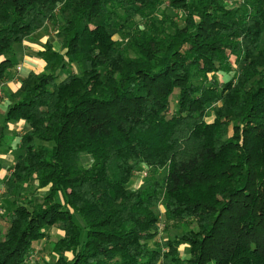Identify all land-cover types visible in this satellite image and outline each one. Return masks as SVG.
I'll return each instance as SVG.
<instances>
[{"label":"trees","instance_id":"obj_1","mask_svg":"<svg viewBox=\"0 0 264 264\" xmlns=\"http://www.w3.org/2000/svg\"><path fill=\"white\" fill-rule=\"evenodd\" d=\"M52 21L63 49L46 41L0 123V264L53 226L56 259L34 264H264V0H0L1 78ZM29 187L47 195L14 202ZM160 204L183 229L152 248Z\"/></svg>","mask_w":264,"mask_h":264},{"label":"rangeland","instance_id":"obj_2","mask_svg":"<svg viewBox=\"0 0 264 264\" xmlns=\"http://www.w3.org/2000/svg\"><path fill=\"white\" fill-rule=\"evenodd\" d=\"M177 20L179 21L180 24H183V22L180 21L179 18H177ZM135 21H136V23L140 24V23H144L145 19L141 18V17H137V19ZM144 25L145 24H142V26H144ZM57 27H58L57 23L52 21V22L46 24L45 27H43L44 29H42V32L44 33V36H46L47 39H49L53 42L55 49L61 51L63 49V47L61 46L60 39L56 35V32L58 30ZM123 37H125V36H123ZM36 40L38 43L41 42L40 43V44H42L41 47H44L46 40L40 41L39 37ZM21 50L22 51H20V56L22 58H20L19 64L17 63L12 69H10L8 71L10 73L14 69L15 75L12 79L19 82V87L14 92H16L20 88L21 81L29 74V73H22L23 67L24 66L27 67L28 62H26V57H33L34 56L37 59H38V57L41 58L38 55V46L36 48H30V47H26V46L22 45ZM37 59H35V61H33L35 66H33V67L31 66V68H32L31 71H37L40 73L44 69H43V67H41L40 62L38 63ZM42 60H43L42 64L45 66V61H44V59H42ZM63 73L65 75L66 72H63ZM177 92L178 91H176V93L172 99L171 106H170L171 110H173L175 107V96H176ZM3 96H4V91H3V87L1 86L0 87V99H2ZM82 159H83V164L85 166L90 164L92 161L91 157L88 155H84L82 157ZM157 175L159 178H161L163 176V171L162 170H160V171L159 170H157V171L150 170L149 172H147L146 175L143 174V172H136L132 181L130 182V186L132 188H138L139 186H141L143 184L144 180L150 179L151 177H157ZM1 187L2 188L0 189V238L4 239L6 236V233L9 230L8 229L9 222H7L2 217V214L5 212V209L3 208V206L7 205L8 207H11L10 206L11 204L7 203V201H6L7 198L3 195L4 191L7 189L6 185L1 186ZM21 192L22 193L17 194V196L14 197V202L15 201L25 202V200L27 198H31V199L39 202V201H42L44 199V197L47 195V189L40 190V189H37L36 187H29V188H26L25 190H22ZM12 199H9L10 202ZM155 210H156L157 214L159 215V217L161 218V224H160V233L161 234L155 242L150 244V246L152 248H157L159 246L157 244H161L160 243L161 240H164L167 238H174L175 236L181 234L182 229H183L182 226H178L174 222L172 223V222L166 221L165 214H164V208H163L162 204H160L157 208H155ZM77 220H78V218H77ZM79 221H80V219H79ZM173 224H175L176 226H174ZM193 227L194 226H192V228ZM62 235H63V231H61L58 227L53 226V227L48 228L46 237L35 243V246L32 250L31 256L25 264H34L36 262L54 261L56 259V254L54 252V245L58 241L59 237ZM179 249H180V254L182 255V257L188 258L189 246L188 245H182V246H180ZM163 250H165V249H163Z\"/></svg>","mask_w":264,"mask_h":264},{"label":"crops","instance_id":"obj_3","mask_svg":"<svg viewBox=\"0 0 264 264\" xmlns=\"http://www.w3.org/2000/svg\"><path fill=\"white\" fill-rule=\"evenodd\" d=\"M42 29L44 28L39 29L31 37L25 39L23 43L16 46L18 64H19L20 58H22L20 56V51H22L21 50L22 45L26 47H30V48H36L38 46V51L43 48L41 47L42 45L40 44L41 42L38 43L36 40L38 39V37L40 41L48 40L46 36H44ZM35 59L37 58H35L34 56L26 57V62H28L27 67L26 66L23 67L22 73H29L32 70L31 66L32 67L35 66V64L33 63ZM37 60H38V63L40 62L41 67H43L44 69V65L42 64L43 60L39 57ZM13 70L10 73L8 72L4 78L0 77V87L2 86L3 91H4V96L2 97V99H0V123L3 121L4 116L7 113L8 106L13 102V99L11 98V94L19 87V82L12 79L15 75L14 73L15 70L14 71ZM8 129H9V132H8L9 136L11 135V137L14 138V142H17L19 136L22 135L26 131L27 126L24 121L11 122L9 123ZM0 164L2 165V169L0 171V189H1L2 188L1 186L5 185L4 181L12 172L13 166L15 164V155H14L13 149L0 148Z\"/></svg>","mask_w":264,"mask_h":264},{"label":"built area","instance_id":"obj_4","mask_svg":"<svg viewBox=\"0 0 264 264\" xmlns=\"http://www.w3.org/2000/svg\"><path fill=\"white\" fill-rule=\"evenodd\" d=\"M143 174H145V175H146V174H147V171H143Z\"/></svg>","mask_w":264,"mask_h":264}]
</instances>
